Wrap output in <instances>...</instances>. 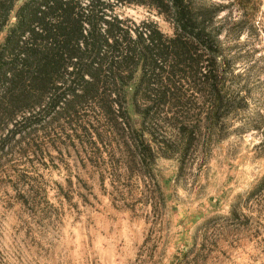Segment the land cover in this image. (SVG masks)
I'll list each match as a JSON object with an SVG mask.
<instances>
[{
	"label": "rangeland",
	"instance_id": "obj_1",
	"mask_svg": "<svg viewBox=\"0 0 264 264\" xmlns=\"http://www.w3.org/2000/svg\"><path fill=\"white\" fill-rule=\"evenodd\" d=\"M209 1L226 7L224 55L246 70L231 82L245 106L224 121L221 140L202 131L176 175L180 147L167 132L170 157L154 162L164 205L154 206L156 189L116 170L110 148L121 146L95 135L100 123L74 132L59 121L32 144L10 142L0 150V264H264V191L245 200L264 172V0L249 22L235 0ZM121 13L170 34L146 9Z\"/></svg>",
	"mask_w": 264,
	"mask_h": 264
},
{
	"label": "trees",
	"instance_id": "obj_2",
	"mask_svg": "<svg viewBox=\"0 0 264 264\" xmlns=\"http://www.w3.org/2000/svg\"><path fill=\"white\" fill-rule=\"evenodd\" d=\"M253 2L235 0L242 20L254 21ZM128 7L154 13L170 34L123 17ZM225 9L209 0H0V150L32 144L59 121L74 132L95 121V135L121 146L110 148L116 170L156 189L147 204L164 205L154 162L170 157L165 136L180 147L179 175L195 138L221 140L224 121L245 106L231 82L246 70L222 46ZM260 191L264 172L245 200Z\"/></svg>",
	"mask_w": 264,
	"mask_h": 264
}]
</instances>
